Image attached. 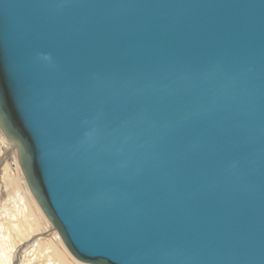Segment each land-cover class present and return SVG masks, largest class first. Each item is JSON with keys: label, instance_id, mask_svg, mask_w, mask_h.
I'll return each instance as SVG.
<instances>
[{"label": "water", "instance_id": "1", "mask_svg": "<svg viewBox=\"0 0 264 264\" xmlns=\"http://www.w3.org/2000/svg\"><path fill=\"white\" fill-rule=\"evenodd\" d=\"M0 129L89 264H264V0H0Z\"/></svg>", "mask_w": 264, "mask_h": 264}, {"label": "rangeland", "instance_id": "2", "mask_svg": "<svg viewBox=\"0 0 264 264\" xmlns=\"http://www.w3.org/2000/svg\"><path fill=\"white\" fill-rule=\"evenodd\" d=\"M4 145L5 144L0 145V220L2 219L1 224H0V241H2L3 239H6L3 243V246L9 247V248L8 247L7 248H8V251L11 255L9 254L10 259L8 261V264H50L47 262L48 260L46 259L45 256H43V257L40 256L43 253H45V251H47L46 247H48L50 240H52V243H54V245L57 244L56 246H58L60 248V250L64 252L67 259L72 264H89V263H83V262L77 260L68 251L65 244L61 240V237L59 236L58 232L52 226V224L48 221L46 216H44L42 214V212L39 211L40 209L35 210V217L37 218L38 221L40 220L39 225H38L39 227L35 231H32L31 230L32 227H29L28 224L26 225L25 219H28V217L25 213L18 215L20 217L19 218L20 226L21 225L24 226V227H21V228H23L22 229L23 233L22 232L20 233V231H17V233H16L15 231L10 230L9 226L12 224L7 225V222H10L9 221V213H7L8 216H6L5 214H3L2 209L7 207L6 209L9 210L10 212L12 211L14 213L16 211L18 213V211L16 210V206H15L18 203L17 200H18L19 195L17 196V194L18 193H20L21 195H23V194L21 193L20 189H18V188H12L10 185L8 187L4 186L5 183L2 179L4 176V167H5V164L7 162L9 165V169H11V171H12L11 175L14 176L15 178L18 176L21 177V174H19L20 173L19 168L17 167V165L15 164L16 162L14 161V159H15L14 153L12 151H11V153L5 152L6 147H3ZM10 155L11 156L13 155L12 156L13 159H10ZM15 168H16V170H15ZM6 189H7V192H6ZM15 190H17V191L15 192ZM22 191H23V193H25V192L27 193V190L24 191V189H22ZM26 193H25V195L28 196ZM27 199L30 203L35 202L34 199L32 198V196L30 198L28 196ZM30 199H32L34 202ZM12 201H14V202H12ZM3 204H4V206H3ZM31 206L34 208L33 205H31ZM5 228H6V230H4ZM24 229H26V230L24 231ZM6 231L11 232V234H9V236H7ZM2 234H3V236H2ZM23 234L25 235V238L23 240H19L21 238V235H23ZM38 245L41 246L40 247L41 249L38 250L39 253L37 252ZM40 257H41V259H40Z\"/></svg>", "mask_w": 264, "mask_h": 264}, {"label": "bare ground", "instance_id": "3", "mask_svg": "<svg viewBox=\"0 0 264 264\" xmlns=\"http://www.w3.org/2000/svg\"><path fill=\"white\" fill-rule=\"evenodd\" d=\"M1 144H5L3 147H6V151L7 153H11V151L14 153V156H15V159L14 161L16 162L15 164L17 165V167L19 168V171L21 174V177H14L12 176V171L11 169H9V165H8V162L5 164V167H4V176H3V181L5 183L4 186L8 187L9 185L12 187V188H18L20 189L21 193L23 195H21L20 193L17 194L18 196V200H17V204L15 205L16 206V210L18 211V213L15 211L14 213L9 210H7L6 208H3L2 209V212L3 214H5L6 216H8L7 213H9V221L10 222H7V225L9 224H12L9 226L10 230L12 231H15L17 233V231H20V233L22 231L23 228L21 227H24L23 225L20 226V222H19V216L20 214L22 213H25L28 217V219H25L26 221V225L28 224L29 227H32L31 230L32 231H35L39 226V221L37 220V218L35 217V210H39L42 212L38 202L36 201L30 187H29V184L26 180V177L22 171V168H21V164H20V161H19V157H18V144L16 142H13L11 140H9L2 132V130L0 129V145ZM4 149V148H3ZM6 153V154H7ZM13 156V155H12ZM12 156L10 155V159H13ZM14 164V163H13ZM16 170V168H15ZM21 181V182H20ZM15 186V187H14ZM9 189V188H8ZM22 189H24V191L27 190V195L29 196V198L32 196V198L34 199V201L32 200L34 203H30L28 201V196L25 195V193H23ZM26 189V190H25ZM14 190V189H13ZM17 190H15L16 192ZM6 192H7V189H6ZM19 192V191H18ZM3 195V194H2ZM31 201V202H32ZM14 202V201H12ZM34 206V208L31 206V205ZM35 204V205H34ZM37 204V205H36ZM14 205V204H13ZM4 206V204H3ZM10 208V207H9ZM11 209V208H10ZM14 210V209H13ZM42 214L44 215V213L42 212ZM25 215V216H26ZM45 216V215H44ZM24 217V216H23ZM22 217V218H23ZM33 217V218H32ZM1 221L2 219L0 220V224H1ZM22 224V223H21ZM25 225V226H26ZM6 230V228L4 229ZM26 229H24L25 231ZM30 230V231H31ZM6 235L9 236V234H11V232H8L6 231ZM13 233V232H12ZM19 233V232H18ZM27 234V233H26ZM3 236V234H2ZM1 236V237H2ZM20 236V235H19ZM12 238V237H11ZM25 238V235H21V238L19 240H23ZM3 239V238H2ZM6 239H3L2 241H0V264H8V261L10 259V253L8 251V248L6 246H3V243ZM8 240V239H7ZM13 241V240H12ZM7 242V241H6ZM12 243V242H11ZM14 244V243H13ZM37 244V243H36ZM50 244V245H49ZM48 244V247H46V250L45 253H43L42 255H40L41 257L45 256L46 259L48 260L47 262L50 263V264H72L66 257V255L64 254L63 251L60 250V248L56 245H54V243H52V240H50V243ZM8 245V244H7ZM46 245V244H45ZM13 246V245H12ZM41 246L38 245V249H37V252L39 253L38 250H40ZM67 248V247H66ZM36 249V248H35ZM69 251V250H68ZM70 252V251H69ZM71 253V252H70ZM10 254V255H9ZM40 257V259H41ZM37 259V258H36ZM77 259V258H76ZM78 260V259H77ZM80 261V260H79ZM82 262V261H81ZM10 263V262H9ZM30 263V262H29ZM84 263V262H83Z\"/></svg>", "mask_w": 264, "mask_h": 264}]
</instances>
